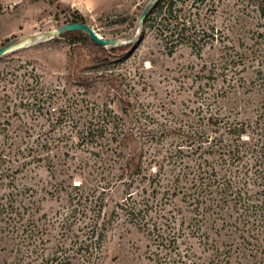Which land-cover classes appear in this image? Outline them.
Wrapping results in <instances>:
<instances>
[{
  "label": "trees",
  "instance_id": "trees-1",
  "mask_svg": "<svg viewBox=\"0 0 264 264\" xmlns=\"http://www.w3.org/2000/svg\"><path fill=\"white\" fill-rule=\"evenodd\" d=\"M215 1L158 0L146 13L138 37L115 47L98 46L84 32L62 33L53 39L67 42L68 80L83 88L106 81L122 100L118 84L123 75L111 72L110 65L126 60L147 30L158 33L164 43H189L186 33L195 24L186 20V8L194 3L199 7L197 30L199 9L214 7ZM235 1L246 2L264 17V0ZM66 23L86 24L79 14ZM137 23L138 18L136 30ZM234 50L218 53L197 72L196 122L177 129L185 139L161 160V150L155 148L152 154L144 144L158 143L164 132L137 136L118 128L112 111L102 110L95 118L105 125L85 129L75 118L81 110L75 100L54 122L73 123L74 135L50 137L36 148L15 151V138L8 136L12 111L17 116L19 107L31 115L43 112L47 103L55 104L54 95L39 84L37 75H17L20 65L0 71V264H101L107 234L119 225L134 226L149 242L143 257L128 264H264V38L245 51ZM122 103L124 113L132 107L131 102ZM110 122L117 129L107 138ZM74 145L95 149L93 180L82 161L75 166L77 156L69 152ZM34 164H42L54 180L50 196L64 197L68 212L60 221L38 217L37 191L16 184L17 176L31 172ZM75 176L81 178L77 184L72 182ZM118 185L125 189L123 197L100 222L106 196ZM86 202L88 207L83 206ZM167 212H177V224L185 228H162L170 222L161 220H167ZM76 225L85 230L69 245L68 234Z\"/></svg>",
  "mask_w": 264,
  "mask_h": 264
},
{
  "label": "rangeland",
  "instance_id": "rangeland-1",
  "mask_svg": "<svg viewBox=\"0 0 264 264\" xmlns=\"http://www.w3.org/2000/svg\"><path fill=\"white\" fill-rule=\"evenodd\" d=\"M149 1L0 0V47L9 42H18L26 37L55 30L74 14L82 16L85 23L99 36L117 39L121 44H128L132 38L135 40L139 35V29H135V20ZM189 7L190 4L186 8L188 12L186 20H191L195 24L194 28L192 27L191 31L186 33L190 36L189 43L175 44L173 42V45L164 43L160 40L158 33L147 30L143 40L125 58L126 60L110 65L111 72L123 75L122 83L118 84L123 96L122 100L107 86L106 81L101 80L83 88L68 80L67 67L71 53L67 42L62 38L37 42L2 56L0 71L22 66L17 70V75L22 79L25 74L31 77L37 75L39 84L53 91L55 102L54 105L47 103L44 111L35 115H31L23 107L17 109L18 116L12 111L8 117L10 123L8 136L15 138V151L26 150L31 145L36 148L50 137L56 138L62 134L74 135L76 130L72 126L73 123L57 126L54 124L60 110L65 109L68 102L72 100L82 106L75 118H80V127L85 129L90 125H105L95 118L97 112L102 110L112 111L110 118L118 120V128L131 130L137 136L164 132L158 143L144 144L145 150L152 154L155 148L161 150L162 155L158 157V160L168 155L176 146L181 145L185 138L178 133L177 129L196 122V90L201 82L197 72L205 68V65L208 67L209 62L218 53L230 52L233 46L237 51H245L256 40L264 38L262 32L264 17L260 18L251 11L246 2L216 0L214 7L209 5L201 7L199 9L201 23L197 30L196 9L199 7L196 3ZM196 39L201 41L197 43ZM95 69L99 70V68ZM204 82L205 79L202 83ZM3 93L4 91H1V94ZM2 100L6 99L2 98ZM127 101L131 102L132 107L124 113L122 102ZM15 102L19 105L18 97ZM46 111L47 114H45ZM120 119H124V122H120ZM111 123L106 124L107 138L111 137L110 134L117 129V125H111ZM72 141H76L75 137ZM183 151L189 150L183 148ZM69 152H75L77 156V160H74L75 166L82 161L81 164L87 168L86 176L90 173L87 178L93 180L91 170L98 159L94 155L95 149L87 145L81 147L74 145ZM68 162L73 164L72 161ZM36 165L38 164L29 166L31 172L19 174L16 184L27 188L33 187L37 191L35 199L39 202L38 217L45 215L48 220L60 221L68 212L67 204L64 197L50 196L51 184L54 180L42 164ZM80 181L81 178L75 176L72 182L77 184ZM124 191L125 189L118 185L116 189L108 193L100 222L111 212L113 202L123 197ZM89 205L88 202L83 204L86 207ZM89 216L88 213L87 217ZM165 216L167 220L161 219L162 222L170 221L171 223L168 222L162 228H185L177 224L180 217L177 212L175 215L167 212ZM88 218L84 222H88ZM113 228L115 229L107 234L101 264H128L131 259L142 258L146 252V245L149 243L147 238L134 226L120 227L119 225ZM121 228H127L128 231H122ZM84 230L82 225H76L68 234L66 242L74 245L76 237L82 236ZM55 240L56 237L51 239L48 248L53 246Z\"/></svg>",
  "mask_w": 264,
  "mask_h": 264
},
{
  "label": "water",
  "instance_id": "water-1",
  "mask_svg": "<svg viewBox=\"0 0 264 264\" xmlns=\"http://www.w3.org/2000/svg\"><path fill=\"white\" fill-rule=\"evenodd\" d=\"M158 0H150L141 14L138 17V29L142 27L144 18L146 16V13L150 10V8L157 2ZM73 31H79L84 32L88 38L95 43L98 46L101 47H115L121 45L120 41L117 39H110V38H103L99 36L90 26L87 24L82 23H66L55 30H52L45 34H36L32 37H26L18 42H9L4 46L0 47V58L6 54L21 50L23 48H26L34 43L41 42V41H48L55 37H58L62 33L65 32H73ZM134 41V38H132L128 43H132Z\"/></svg>",
  "mask_w": 264,
  "mask_h": 264
}]
</instances>
